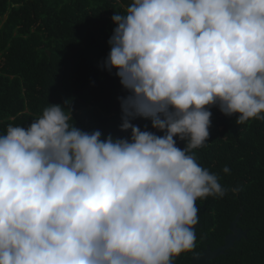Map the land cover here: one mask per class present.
Segmentation results:
<instances>
[{
    "label": "clouds",
    "instance_id": "clouds-1",
    "mask_svg": "<svg viewBox=\"0 0 264 264\" xmlns=\"http://www.w3.org/2000/svg\"><path fill=\"white\" fill-rule=\"evenodd\" d=\"M112 19L105 64L129 92L131 139L82 131L59 104L27 129L8 125L0 264H173L195 247L196 201L227 193L193 154L210 108L264 121V0H132Z\"/></svg>",
    "mask_w": 264,
    "mask_h": 264
},
{
    "label": "trees",
    "instance_id": "trees-1",
    "mask_svg": "<svg viewBox=\"0 0 264 264\" xmlns=\"http://www.w3.org/2000/svg\"><path fill=\"white\" fill-rule=\"evenodd\" d=\"M132 0H0V135L8 125L27 129L49 104L72 111L69 123L82 131H100L102 139H131V129L121 130L122 98L129 95L105 60L109 40L117 26L112 17L124 14ZM212 112L210 136L193 150L197 163L219 177L226 194L198 199L215 210L241 201L242 222L255 217L257 248L264 249V121L235 124L237 115ZM141 131L158 136L150 118H130ZM177 147L185 142L174 137ZM227 167L230 171L225 173ZM231 217L234 218L235 214Z\"/></svg>",
    "mask_w": 264,
    "mask_h": 264
},
{
    "label": "flooded vegetation",
    "instance_id": "flooded-vegetation-1",
    "mask_svg": "<svg viewBox=\"0 0 264 264\" xmlns=\"http://www.w3.org/2000/svg\"><path fill=\"white\" fill-rule=\"evenodd\" d=\"M246 194L233 193L224 197L241 198ZM235 210H215L207 202L196 201L198 223L194 226L195 247L174 257L173 264H264V249L257 248L255 217L250 224L242 222L244 206L241 201L227 202ZM235 214L232 218L231 215ZM241 214L236 225L237 216Z\"/></svg>",
    "mask_w": 264,
    "mask_h": 264
},
{
    "label": "water",
    "instance_id": "water-1",
    "mask_svg": "<svg viewBox=\"0 0 264 264\" xmlns=\"http://www.w3.org/2000/svg\"><path fill=\"white\" fill-rule=\"evenodd\" d=\"M240 216H241V214H239V215L237 216V219H236V221L233 223V225H236L237 221L240 219Z\"/></svg>",
    "mask_w": 264,
    "mask_h": 264
}]
</instances>
